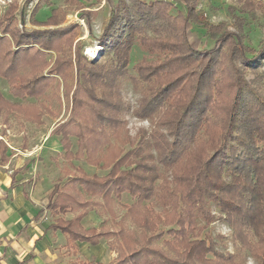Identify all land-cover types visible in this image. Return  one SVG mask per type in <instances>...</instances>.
<instances>
[{"label":"trees","instance_id":"1","mask_svg":"<svg viewBox=\"0 0 264 264\" xmlns=\"http://www.w3.org/2000/svg\"><path fill=\"white\" fill-rule=\"evenodd\" d=\"M180 1L184 12L173 14L166 0H107L111 14L98 40L104 53L111 52L112 64L105 71L98 61L82 65L75 52L74 110L50 132L59 138L65 157L72 154L69 138L80 155L117 129L119 99L111 89L115 77L127 75L135 46L152 57L133 63L136 76L128 75L146 92L136 113L156 117V128L139 130L126 151L113 148L104 160L105 174L76 169L63 187L54 185L46 204L54 216L52 227L67 236L70 247L115 239L117 255L107 264H236L216 249L210 234L200 237V220L206 226L222 219L239 228L243 246L256 264H264V45L255 52L218 23L205 24L212 45L201 48L191 31L196 0ZM22 11L20 29L11 14L0 15V77L11 95L24 101L58 86V77L65 81L72 59L59 53L70 46L74 24L56 27L53 15L37 21L33 14L29 23L34 27L28 29ZM80 16L87 19L85 12ZM53 52L55 60L49 62ZM22 68L29 76L20 74ZM105 82L110 92L102 89ZM97 88L103 97L96 96ZM34 107L25 105L23 115L36 117ZM87 120L91 123L85 128ZM123 194L133 201L115 227L82 226L94 208L112 214L111 203Z\"/></svg>","mask_w":264,"mask_h":264},{"label":"rangeland","instance_id":"2","mask_svg":"<svg viewBox=\"0 0 264 264\" xmlns=\"http://www.w3.org/2000/svg\"><path fill=\"white\" fill-rule=\"evenodd\" d=\"M116 1L112 0V3L115 4ZM166 1L171 2L169 8L171 13L184 12L180 0ZM25 2L26 0H0V15L5 12L8 15L11 14L15 27L19 29L22 27L20 25L21 16L19 15L22 9V13L25 14V27L28 29L34 27L29 23V18H32L33 14L37 21H46L53 15L51 20L56 24L53 26L56 27L74 24L70 46L64 53H59L65 59H72V64L67 67L65 81L58 77L56 78L59 83L58 86L48 90L42 96L23 101L11 95L6 81L0 77V138L2 137L0 149L1 147L5 149L3 155L9 163L8 167L13 171L32 175L36 189L47 198L51 193L50 191L53 190V186L63 187L67 177L72 175L76 169H81L88 174H105L108 169L105 168L106 165L104 166L107 163L104 160L113 148L118 151H126L131 146L130 142H134L139 130H145L149 133L156 128V117L149 119L137 115L140 101L146 92H143L142 88L134 83L135 78H129L136 76L131 67L133 63L143 58L149 62L152 57L149 53L143 52L138 46H135L131 53L130 66L127 67V75L114 78L118 81L116 80V86L111 89V92L113 90L114 96L119 99L117 108L119 109L118 113H120L118 115L119 124L114 133L99 139L96 147L92 145L90 156L86 151L91 148L90 146H87L80 155H75L77 142L71 137L69 139L72 142V154L65 157L58 137L49 136L47 140L44 137L47 134L50 135L51 130L61 123L70 119L74 110L72 97L77 84V74L74 67L75 52L78 53H76V58L81 61L82 65L88 64L89 60L98 61V64L104 65L105 71L112 64L111 52L104 53L98 40L111 14V5L108 4L107 0H32L27 4ZM195 10L197 22L192 23L191 31L194 38L199 41L201 48H209L212 45L205 24L215 25L218 23L228 30L236 32L241 37L242 42L255 52L263 47L264 0H196ZM83 12L87 14V19L81 18L80 14ZM37 27L48 26L37 25ZM145 34L151 36L150 31L147 32L146 30ZM69 43H65V47ZM55 57L56 53L53 52L47 60L53 62ZM263 67L264 58H262L260 68ZM28 71V69L22 68L20 74L29 76ZM246 76L247 78L251 77L249 73ZM104 80H108V78ZM105 84L107 88L105 86L102 89L110 92L109 83L105 82ZM65 91L68 93L67 97H65ZM96 92L98 95L93 92H89V94L99 98L103 97L99 88ZM83 93L87 95V92L84 91ZM27 104L35 106L36 117L27 118L23 115V107ZM90 123L87 120L84 127L87 128ZM106 146L107 149L105 150ZM20 165L21 167H19ZM163 174L169 176V172H163ZM132 201V198L127 194H123L118 201L113 200L111 203L112 214L110 215L105 212L106 209H92L83 218L82 226L85 228L115 227L116 222L125 212V205L131 204ZM210 210L215 216H219L214 205H210ZM71 215L68 213L64 214L63 217L67 218ZM47 216L51 220L54 219L50 212L47 213ZM124 221L129 228H134L130 220L125 219ZM199 224L203 226L200 237L210 234L216 243V249L225 255H231L234 263L256 264L249 250L243 246L242 242L244 241H240L237 237L239 235L237 229L239 228L233 229L228 222L222 219H215L206 226L204 221L200 220ZM100 243V246L93 249L95 254L92 258L95 259L97 256V260L107 264L114 260L117 255V242L113 238H106L101 239Z\"/></svg>","mask_w":264,"mask_h":264},{"label":"crops","instance_id":"3","mask_svg":"<svg viewBox=\"0 0 264 264\" xmlns=\"http://www.w3.org/2000/svg\"><path fill=\"white\" fill-rule=\"evenodd\" d=\"M49 136L47 134L44 139ZM4 150L1 147L0 264H77V259L99 261L97 256L92 257L93 249L101 243L92 246L76 242L70 247L67 236L53 229V220L47 216L50 211L45 206L49 196L40 194L32 175L8 167Z\"/></svg>","mask_w":264,"mask_h":264}]
</instances>
